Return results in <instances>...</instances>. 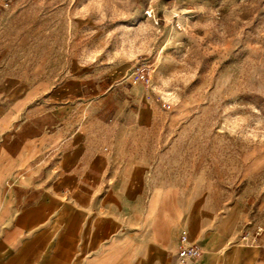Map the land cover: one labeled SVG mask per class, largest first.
Wrapping results in <instances>:
<instances>
[{
    "label": "rangeland",
    "instance_id": "374dc122",
    "mask_svg": "<svg viewBox=\"0 0 264 264\" xmlns=\"http://www.w3.org/2000/svg\"><path fill=\"white\" fill-rule=\"evenodd\" d=\"M0 81L72 105L73 264L123 235L125 264L139 236L165 249L187 207L206 228L231 216V244L264 229V0H0Z\"/></svg>",
    "mask_w": 264,
    "mask_h": 264
},
{
    "label": "crops",
    "instance_id": "0c3cea01",
    "mask_svg": "<svg viewBox=\"0 0 264 264\" xmlns=\"http://www.w3.org/2000/svg\"><path fill=\"white\" fill-rule=\"evenodd\" d=\"M43 89L41 84L31 92L22 87L15 92L0 88V264H73V191L83 189L73 180L76 157H64L70 148L65 124L72 105L59 104L49 111L42 105L30 106ZM90 163L95 182L90 191L94 194L101 190L99 182H103L110 159L97 152ZM87 170V166L83 168V172ZM10 181L15 184L7 186ZM186 213V225L165 249L150 237L134 238L139 253L133 264H264V248L259 242L231 244L235 235L231 216L206 228L197 209L187 207ZM182 228L189 230L194 242L193 235H200L197 243L203 248L198 259L185 263L176 256ZM113 241L115 253L103 254L99 260L125 264V235ZM143 248L147 252H141Z\"/></svg>",
    "mask_w": 264,
    "mask_h": 264
},
{
    "label": "built area",
    "instance_id": "2783aa9c",
    "mask_svg": "<svg viewBox=\"0 0 264 264\" xmlns=\"http://www.w3.org/2000/svg\"><path fill=\"white\" fill-rule=\"evenodd\" d=\"M264 229L257 227L254 232H243L242 239L246 241H252L253 243L259 242L264 248V239L262 236ZM203 252V248L197 242H194L190 238V233L186 228H182L179 233V243L176 251V256L181 263L198 259Z\"/></svg>",
    "mask_w": 264,
    "mask_h": 264
}]
</instances>
